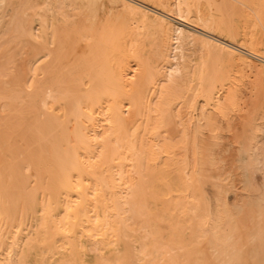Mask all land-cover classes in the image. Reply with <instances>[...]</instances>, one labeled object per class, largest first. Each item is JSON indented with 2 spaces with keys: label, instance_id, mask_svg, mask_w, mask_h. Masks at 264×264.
Returning a JSON list of instances; mask_svg holds the SVG:
<instances>
[{
  "label": "bare ground",
  "instance_id": "1",
  "mask_svg": "<svg viewBox=\"0 0 264 264\" xmlns=\"http://www.w3.org/2000/svg\"><path fill=\"white\" fill-rule=\"evenodd\" d=\"M113 1L135 24L124 45L119 27L66 32L39 0H0V40L13 48L15 32L42 52L26 80L0 51V264H264V184L243 195L237 186L264 150L233 152L238 96L214 91L207 56L186 75L189 46L264 73V0ZM227 1L244 21L225 19ZM149 29L152 54L142 55ZM178 85L189 94L176 98ZM243 125L264 131L252 116ZM136 229L155 245L131 252Z\"/></svg>",
  "mask_w": 264,
  "mask_h": 264
},
{
  "label": "rangeland",
  "instance_id": "2",
  "mask_svg": "<svg viewBox=\"0 0 264 264\" xmlns=\"http://www.w3.org/2000/svg\"><path fill=\"white\" fill-rule=\"evenodd\" d=\"M39 2L42 5L44 3L45 7H49V9L51 10V15H53V17L56 19V25H58L60 29L64 28L66 32L73 31V26H75L76 22H78L77 24L81 25L82 31L85 28L84 24H90V22L92 21L91 23L94 26L100 27V25H104L105 29H114L113 31H116L119 27L120 31H116L117 33L120 32L117 34V39L118 42H120L122 45L125 44L126 40L129 37H133L136 34L133 18L127 13L123 12V8L121 7V5L117 4V7L116 3L113 0H39ZM241 11L242 9L239 8V6H237L232 1H227L224 5L225 19H240L244 21V12ZM1 14L4 15L3 13ZM5 14H9V12L7 11ZM170 17L172 20H175L174 22L177 21V23L184 24L193 30L195 29L201 31L198 27L194 26L195 24L192 21H184L178 16ZM105 20L109 23L108 25H106L107 22ZM110 22L114 25L112 24L111 26ZM97 23H100V25ZM119 34L122 37L119 38ZM145 34L147 36L146 44L141 53L142 55H149L152 54L153 40L155 36L152 29L145 31ZM12 36L13 42L17 43V45L11 48L12 46H9L3 40H0V51H5L7 53L11 52L14 55L16 59V65H18L19 67H23L22 69L25 70L24 72L26 73L25 79L27 80L29 79L28 72L30 67L34 69L36 64L42 62V52H40V47L32 41L29 42L26 36L24 37L27 39V41L23 42H21L22 38L19 36L18 33L14 32L12 33ZM52 39L53 30L51 29L49 34V46H52ZM188 48L189 58L186 70L187 79H190L196 75L199 66L202 63V57L207 56L208 62L205 64V69L212 73L214 77L216 76V78H214V91L220 93L221 95L227 92H232L238 96V102L235 107V110L231 112V118L233 117L230 123L231 130L226 133L227 139L229 137L228 140L226 139L227 142L233 141L231 147L232 149H234L233 152L235 153L236 147H240L245 152H248L250 149L249 145H251V143L257 145V148L255 149L256 154L258 153V149L263 151L264 131H260L258 129L253 132L251 131V129L247 128V126H242V123L246 117L251 116L258 124L264 123V73L256 69L253 70L240 65L234 58L228 56L224 52H219L210 48L208 50H202L198 46H189ZM28 57L30 58V60H27L25 65L24 59H28ZM212 66H214V69L212 68ZM211 68L213 69V72L210 71ZM192 83L193 82H189L188 86H192ZM186 88L187 87H185L184 85L174 86V96L176 98H181L184 95H188L189 92L186 91ZM200 101L201 100H198L199 104L201 103ZM194 113H196V111ZM98 130L102 131L103 127L99 126ZM255 139H257V141ZM208 175L212 181L217 180V178H215L217 177V173L215 170H210L208 172ZM242 176H245V178H242ZM168 178L169 180L173 181H182L183 174L179 171H169ZM240 180L241 182L240 184L237 183V186H239V192L242 195L246 194L245 190L251 193L257 192V190L264 184V165L261 167V169L257 171L253 168H248L243 174L240 175ZM210 191L211 190L209 189V192ZM227 198L229 200V203L233 202L232 195L229 192H227ZM143 222V219H136L135 227ZM154 226L159 235H164L168 232V228L160 222H154ZM131 239L132 243H129L127 245L128 249L131 252H134V245L136 246L138 243L141 242L146 243L148 248H152L155 245L154 240L150 237H147L146 233L139 229L133 230L131 232ZM159 251L162 253H168L169 248L168 246L164 245L161 250L159 249ZM87 257L88 259L93 258V252L88 251Z\"/></svg>",
  "mask_w": 264,
  "mask_h": 264
}]
</instances>
